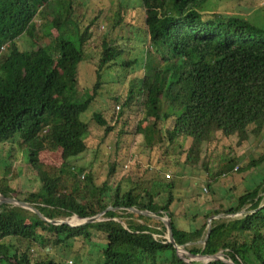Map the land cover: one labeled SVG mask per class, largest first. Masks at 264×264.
I'll return each mask as SVG.
<instances>
[{
  "label": "trees",
  "instance_id": "trees-1",
  "mask_svg": "<svg viewBox=\"0 0 264 264\" xmlns=\"http://www.w3.org/2000/svg\"><path fill=\"white\" fill-rule=\"evenodd\" d=\"M52 1L58 9L51 14ZM208 1L118 3L110 31L91 45L92 26L103 13L83 25L85 1L0 0V144H19L41 182L39 191L21 197L2 177L0 193L26 201L54 220L106 210L103 220L72 226L51 223L19 205L0 204V264L82 262L84 254L74 251V245L91 242L95 232L103 245L94 264H230L181 257L168 241L163 220L130 208L169 216L175 242L192 254L221 255L234 264H264V177L230 206L219 203L204 210L203 222L194 229L179 228L175 217L183 213L172 210L182 199L175 196V182L167 173L173 171L172 158L180 162L171 154L180 140L188 142L182 162L209 173L212 142L234 139L242 146L264 136V26L239 15L209 12ZM118 28L124 33L143 31L144 72L128 80L126 93L115 97L123 100L116 123L110 125L101 112H94L89 121L81 115L104 92L108 70L117 66L130 71L139 62L111 35ZM74 34L76 40L69 38ZM124 36L127 44L131 37ZM91 48L98 54L96 80L84 100L74 101L79 65L91 59ZM134 107L138 120L132 124ZM91 121L105 126L106 135L117 132L116 155L124 138L136 133L144 137L143 152L155 154L159 163L118 179L121 161L109 158L107 177L97 183L93 167L102 153L100 142L89 169L72 162L92 150L87 141ZM43 151H60V164L41 162ZM238 158H227L213 180L226 175ZM263 161L264 152L236 170L256 169ZM242 210L228 219L214 218L206 244L200 243L208 233L209 217Z\"/></svg>",
  "mask_w": 264,
  "mask_h": 264
},
{
  "label": "rangeland",
  "instance_id": "rangeland-1",
  "mask_svg": "<svg viewBox=\"0 0 264 264\" xmlns=\"http://www.w3.org/2000/svg\"><path fill=\"white\" fill-rule=\"evenodd\" d=\"M57 1V0H56ZM63 2L65 0H62ZM85 1V17L83 25H87L91 19H93L100 10H102V16L100 20L92 26L93 36L90 39V44L95 45L100 40L103 33L110 31L111 21L117 15L118 3L124 5H138L140 0H75ZM135 1V2H134ZM65 3V2H64ZM209 12H218L222 15H239L251 22L264 26V0H210L207 3ZM58 9L57 3L52 1V13ZM130 15V14H129ZM131 16V15H130ZM109 18V22L106 21ZM111 20V21H110ZM117 29L112 30L111 35L118 38L121 46L130 49L131 59H139L135 65H133L130 71H120L118 67L109 69L105 75V87L104 92L98 96V98L89 106L88 110L81 116L82 118L89 120L94 112H101L107 122L113 125L117 121L119 115L117 105L121 104L123 100L116 101L115 97H119L126 93L127 83L133 76L141 77L143 75L142 58L144 57V37L143 31L135 28L134 31H128ZM129 38L127 44L122 39V35ZM69 38L77 39V35H71ZM23 47L28 48L29 44L24 40L20 43ZM143 46V47H142ZM94 48L88 49V53L91 57L88 61H83L79 65V81L76 88L74 101L84 100L92 90V87L96 80L94 62L97 61L98 54ZM125 59V57H123ZM133 122L136 123L137 108L134 107L130 111ZM91 132L87 137L88 144L92 150L86 155H81L72 160L75 167H87L89 169L90 163L95 158V147L100 142V146L103 148L102 153L96 158L97 163L94 164L93 170L97 174V183L106 179L108 173V159L115 160L120 159L121 171L117 173L118 179L122 176L129 174V171H135L145 169L146 167H155L159 163L155 154H149L148 151L142 150V144L144 137L140 134L133 133L124 138L121 142V151L119 155H116L115 144L118 140L117 132H109L106 135L105 126L98 125L95 121H91ZM264 134V132H263ZM176 147L172 148L171 154H174L176 158H179V163H175L173 158L171 159L172 169L174 171H168L175 182L174 194L176 197L181 198L182 202H175L172 206V210L176 213H183V215H177L175 217L176 225L182 229H194L198 227L202 222L201 216L204 210L212 208L214 204H223L228 207L232 203L236 202L238 196L242 194L246 189L255 186L264 177V161L259 164L256 169H252L246 172H238L236 170L237 165H246L249 159H257L259 155L264 152V136L261 139L252 137L248 142L242 146H236L235 140L232 139H220L212 142L208 149V160L210 172L200 166L186 165L182 162L184 154L182 150L188 146L186 140H180ZM181 145V146H180ZM19 144L4 143L0 144V179L5 177L10 180V184L16 188L21 197H25L29 191H39L41 188V182L34 169L31 168L28 162V153L26 155L25 150L19 147ZM105 155H104V154ZM151 156V157H150ZM238 158L239 161L234 162L232 168L226 175L217 176L215 180V173L219 166L227 158ZM153 159L151 162L149 159ZM41 162L46 164L59 165L61 161L60 151H43L39 154ZM6 165L8 167L6 168ZM210 174V176H209ZM133 177L134 174H132ZM210 184V188L208 186ZM1 194V193H0ZM185 213L188 217L185 216ZM199 214L197 219L193 218V215ZM167 217V216H164ZM214 218H230V215L219 214L211 216ZM208 219V223L210 218ZM213 218V219H214ZM158 219V218H156ZM212 219V220H213ZM72 223L81 221L74 216L71 220ZM168 236V234L166 235ZM102 240L95 232L94 238L91 242H77L74 245L73 250L84 254L82 262L69 261V264H94L101 257ZM71 251V249L69 250ZM68 251V252H69ZM199 261H208V259H195Z\"/></svg>",
  "mask_w": 264,
  "mask_h": 264
},
{
  "label": "water",
  "instance_id": "water-1",
  "mask_svg": "<svg viewBox=\"0 0 264 264\" xmlns=\"http://www.w3.org/2000/svg\"><path fill=\"white\" fill-rule=\"evenodd\" d=\"M2 203H11V204H15V205H19V206H22V207H25V208H28L36 213H38L43 219L51 222V223H54V224H58V223H68L72 226H79V225H83L85 223H89V222H94V221H100V220H103V215L105 214L106 210L98 213L97 215H94V216H91V217H86V218H80L79 216L76 215V218H79L81 219L80 222L78 223H72L71 221H67V220H54V219H48L47 217H45L36 207H34L33 205H31L30 203L26 202V201H22V200H19L17 199L16 197H12V196H5L3 194H0V204ZM132 211H135V212H138V213H142L144 215H151L155 218H158V219H161L164 221V223L166 224L167 226V231H168V241L173 243L176 250H177V253L181 256V257H184L188 260H195V259H202V258H205V259H208V260H212V259H222L230 264H234L231 260H228V259H225L223 258L221 255H204V254H192L190 253L189 251H187L184 247L182 246H179L176 242H175V239H174V236H173V231H172V220L169 216L167 217H161L159 215H156V214H152L150 211H142V210H138L136 208H130ZM245 210H242L236 214H232L230 215V217H233V216H237V215H241ZM214 217H211L210 220H209V223H208V233L206 235V238L202 241H200V243H203V244H206V241L209 237V234H210V230H211V222H212V219Z\"/></svg>",
  "mask_w": 264,
  "mask_h": 264
},
{
  "label": "built area",
  "instance_id": "built-area-1",
  "mask_svg": "<svg viewBox=\"0 0 264 264\" xmlns=\"http://www.w3.org/2000/svg\"><path fill=\"white\" fill-rule=\"evenodd\" d=\"M119 109H120V104L117 105V110H119ZM167 177H170V173H167Z\"/></svg>",
  "mask_w": 264,
  "mask_h": 264
},
{
  "label": "bare ground",
  "instance_id": "bare-ground-1",
  "mask_svg": "<svg viewBox=\"0 0 264 264\" xmlns=\"http://www.w3.org/2000/svg\"><path fill=\"white\" fill-rule=\"evenodd\" d=\"M81 220V219H80ZM80 222V221H79ZM76 223H78V222H76Z\"/></svg>",
  "mask_w": 264,
  "mask_h": 264
}]
</instances>
